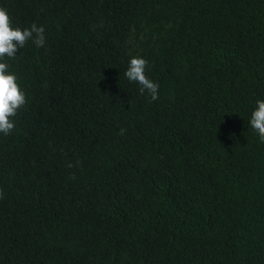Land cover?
Returning <instances> with one entry per match:
<instances>
[{
	"label": "trees",
	"instance_id": "trees-1",
	"mask_svg": "<svg viewBox=\"0 0 264 264\" xmlns=\"http://www.w3.org/2000/svg\"><path fill=\"white\" fill-rule=\"evenodd\" d=\"M0 8L46 38L0 60L26 97L0 133V264H264V0Z\"/></svg>",
	"mask_w": 264,
	"mask_h": 264
},
{
	"label": "clouds",
	"instance_id": "clouds-1",
	"mask_svg": "<svg viewBox=\"0 0 264 264\" xmlns=\"http://www.w3.org/2000/svg\"><path fill=\"white\" fill-rule=\"evenodd\" d=\"M29 41L36 47H43L46 42L44 27L32 23L25 29L14 28L7 11L0 8V60L4 57H15L18 49L23 48ZM147 63L140 57L131 58L124 75L129 82H135L140 86L139 91L142 95L147 92L151 100L155 101L158 98L159 84L145 75ZM25 104V93L20 89L16 76L8 73L6 63L0 62V133L5 136L10 134L15 127L12 118ZM248 124L264 143V100L256 101ZM125 131L121 129L120 134L123 135ZM2 198L3 194L0 192V199Z\"/></svg>",
	"mask_w": 264,
	"mask_h": 264
}]
</instances>
